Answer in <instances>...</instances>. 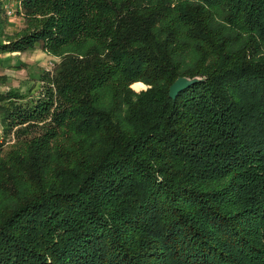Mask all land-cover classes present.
Wrapping results in <instances>:
<instances>
[{
	"label": "trees",
	"instance_id": "trees-1",
	"mask_svg": "<svg viewBox=\"0 0 264 264\" xmlns=\"http://www.w3.org/2000/svg\"><path fill=\"white\" fill-rule=\"evenodd\" d=\"M35 47L38 89L0 90V264H264V0H0V53Z\"/></svg>",
	"mask_w": 264,
	"mask_h": 264
},
{
	"label": "rangeland",
	"instance_id": "rangeland-1",
	"mask_svg": "<svg viewBox=\"0 0 264 264\" xmlns=\"http://www.w3.org/2000/svg\"><path fill=\"white\" fill-rule=\"evenodd\" d=\"M7 8L9 10L7 12L9 23L6 25L5 30L8 34H12L22 29L24 23L22 16L15 13V5L13 3ZM57 61L58 58L50 56L38 47L21 53L0 54V63H9L6 67L0 66V75L7 78L6 82H0V89L3 92L8 90V88H18L22 93L27 91L34 92L39 86L38 73L42 70H49ZM18 63H21L20 67L15 68ZM131 88L135 91H140L146 89L147 86L143 83V86H131Z\"/></svg>",
	"mask_w": 264,
	"mask_h": 264
},
{
	"label": "water",
	"instance_id": "water-1",
	"mask_svg": "<svg viewBox=\"0 0 264 264\" xmlns=\"http://www.w3.org/2000/svg\"><path fill=\"white\" fill-rule=\"evenodd\" d=\"M200 81H203V78H201L199 76H194V77L180 76V77H177L174 80V82L169 86L168 96L172 99H175L181 91L188 88L192 84H195V83L200 82Z\"/></svg>",
	"mask_w": 264,
	"mask_h": 264
},
{
	"label": "crops",
	"instance_id": "crops-1",
	"mask_svg": "<svg viewBox=\"0 0 264 264\" xmlns=\"http://www.w3.org/2000/svg\"><path fill=\"white\" fill-rule=\"evenodd\" d=\"M14 53H21V52H12V53H9V52H7V53H0V54H14ZM1 64H3V65H1ZM6 65L8 66L9 65V63L8 64H5V63H0V66L1 67H6ZM20 65H21V63H18V64H16L15 65V68H18V66L20 67ZM23 65V64H22ZM0 76H2V75H0ZM7 81V80H6ZM5 81V82H6ZM8 89H10V88H8ZM16 89H18V88H16ZM1 90V89H0ZM2 91V90H1ZM7 91V90H6ZM3 92V91H2ZM22 93V92H21ZM2 138V125H1V123H0V139Z\"/></svg>",
	"mask_w": 264,
	"mask_h": 264
},
{
	"label": "bare ground",
	"instance_id": "bare-ground-1",
	"mask_svg": "<svg viewBox=\"0 0 264 264\" xmlns=\"http://www.w3.org/2000/svg\"><path fill=\"white\" fill-rule=\"evenodd\" d=\"M132 86L133 87H140V86H143V83L137 82V83H134Z\"/></svg>",
	"mask_w": 264,
	"mask_h": 264
},
{
	"label": "built area",
	"instance_id": "built-area-1",
	"mask_svg": "<svg viewBox=\"0 0 264 264\" xmlns=\"http://www.w3.org/2000/svg\"><path fill=\"white\" fill-rule=\"evenodd\" d=\"M9 12V11H8Z\"/></svg>",
	"mask_w": 264,
	"mask_h": 264
}]
</instances>
